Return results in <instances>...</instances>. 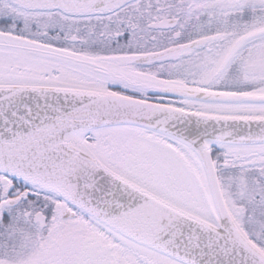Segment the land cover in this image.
<instances>
[{
  "label": "snow or ice",
  "instance_id": "snow-or-ice-1",
  "mask_svg": "<svg viewBox=\"0 0 264 264\" xmlns=\"http://www.w3.org/2000/svg\"><path fill=\"white\" fill-rule=\"evenodd\" d=\"M0 264H264V0H0Z\"/></svg>",
  "mask_w": 264,
  "mask_h": 264
}]
</instances>
